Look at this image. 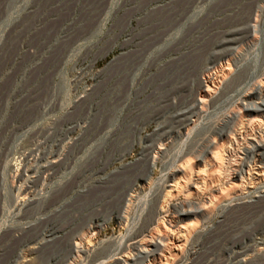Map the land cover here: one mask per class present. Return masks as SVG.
Wrapping results in <instances>:
<instances>
[{
  "label": "rangeland",
  "instance_id": "374dc122",
  "mask_svg": "<svg viewBox=\"0 0 264 264\" xmlns=\"http://www.w3.org/2000/svg\"><path fill=\"white\" fill-rule=\"evenodd\" d=\"M196 1L0 0V145L11 146L1 169L4 189L0 190L7 200L0 201V248H4L0 264H7L18 246L31 241L47 224L64 230L63 237L44 247L36 264L54 255L64 257L70 234L88 218L107 217L118 210L125 190L137 183L139 199L131 207L128 224L121 227L111 221L96 242L131 234L148 206L147 194L168 176L179 154L186 155L189 146L191 152H202L212 127L237 110L241 94L225 106L209 102L187 136L184 132L173 137L170 152L159 160L146 192L138 181L148 173L140 155L144 141L123 161L115 160L132 141L169 127L171 115L189 103L188 82L183 79L186 69L196 71L218 59L219 53H211V47H219L222 40L236 42L246 34L244 23L254 0H207L205 10L190 20ZM240 47L246 63L259 67L264 13L254 41ZM174 91H181L176 109L169 104ZM15 128L21 129L18 134ZM43 138H49L53 152L67 155L39 203L42 210L53 209L42 224L12 238L21 214L11 207L15 199L9 191L11 168L22 152ZM60 202L63 210L55 214L54 206ZM177 203L171 202L169 210ZM220 210L213 211L210 232L196 248L199 253L193 264H206L209 258L214 259L212 264L225 263L226 246L239 244L264 226V202L229 212L221 224Z\"/></svg>",
  "mask_w": 264,
  "mask_h": 264
},
{
  "label": "bare ground",
  "instance_id": "6f19581e",
  "mask_svg": "<svg viewBox=\"0 0 264 264\" xmlns=\"http://www.w3.org/2000/svg\"><path fill=\"white\" fill-rule=\"evenodd\" d=\"M205 1L207 0L196 1L190 20L196 19L205 10ZM254 1L251 13L244 23L246 34L236 42L222 40L219 47H211V53H219L218 59L199 66L196 71L191 70V67L186 69V77L183 79L188 82L187 91L191 99L185 107H178L173 111L168 121L169 127L158 129L152 137L145 140L139 138L138 141H132L115 160L123 161L131 154L135 145H141L144 141L140 155L147 163L148 173L138 181L141 183V190L145 191L151 185L152 176L156 174L159 160L170 152L173 137L184 135V132L187 136L189 129L196 127V121L209 102L225 106L241 94L242 99L237 110H231L218 126L212 127L202 152H191L190 146L189 150L186 149L187 152L182 150L186 155L179 154L177 164L164 180H160L163 182L159 186L157 184L151 194L147 192L148 206L137 217L131 234L96 242L111 221H117L121 227L128 224L131 207L139 197L135 182L123 193L118 210L107 217L100 214L88 218L70 234L68 253L64 257L51 256L44 264H193L199 253L196 248L201 239L210 232L207 226L213 219L216 207L221 209V224L229 212L264 202V54L259 62L260 66L253 67L246 63L243 47H240L243 43L254 41L259 19L264 13V0ZM227 43L230 44L229 47H223ZM259 68L263 70L262 74L257 72ZM135 74L137 75V71ZM244 87L247 89L241 91ZM180 92H172L169 98V104L175 109ZM20 130L15 128L13 132L18 134ZM48 140H39L32 148L22 152L11 168L13 182L9 185V191L15 195L11 207L13 211L21 214L20 225L11 233L12 238L42 224L53 209L47 207L48 210H45L44 207L42 210L39 203L43 191L58 175V165L62 164L67 155L66 151L53 152ZM3 143L0 145L2 189L4 180L1 178V171L11 155V146L4 148ZM193 148H197V145ZM103 179L104 177L100 178V181ZM1 190L0 201L4 204L7 199ZM176 200L178 203L172 211L169 210L170 203ZM61 210L62 202L54 206V213ZM28 211L33 213L22 214ZM2 212L0 211V227ZM258 228L239 244L224 248L226 264H264V226ZM63 232L64 230L47 224L31 241L20 244L7 264L39 263L40 251L56 243L63 237ZM3 251L4 248H0V255ZM212 260L214 261L207 259L206 264H212Z\"/></svg>",
  "mask_w": 264,
  "mask_h": 264
}]
</instances>
